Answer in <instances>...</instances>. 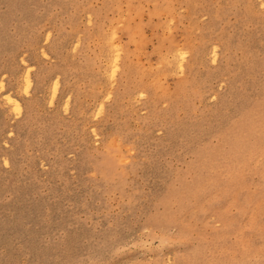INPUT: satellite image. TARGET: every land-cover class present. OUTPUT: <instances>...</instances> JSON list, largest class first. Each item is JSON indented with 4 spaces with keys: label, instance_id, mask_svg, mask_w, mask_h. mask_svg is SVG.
Returning a JSON list of instances; mask_svg holds the SVG:
<instances>
[{
    "label": "rangeland",
    "instance_id": "1",
    "mask_svg": "<svg viewBox=\"0 0 264 264\" xmlns=\"http://www.w3.org/2000/svg\"><path fill=\"white\" fill-rule=\"evenodd\" d=\"M0 264H264V0H0Z\"/></svg>",
    "mask_w": 264,
    "mask_h": 264
},
{
    "label": "bare ground",
    "instance_id": "2",
    "mask_svg": "<svg viewBox=\"0 0 264 264\" xmlns=\"http://www.w3.org/2000/svg\"><path fill=\"white\" fill-rule=\"evenodd\" d=\"M28 79V78H27Z\"/></svg>",
    "mask_w": 264,
    "mask_h": 264
}]
</instances>
